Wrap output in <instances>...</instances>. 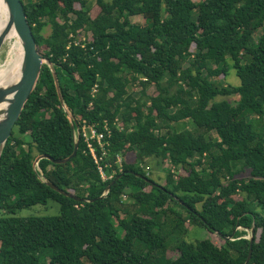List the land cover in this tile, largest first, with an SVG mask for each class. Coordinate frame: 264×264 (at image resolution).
<instances>
[{
    "label": "trees",
    "instance_id": "obj_1",
    "mask_svg": "<svg viewBox=\"0 0 264 264\" xmlns=\"http://www.w3.org/2000/svg\"><path fill=\"white\" fill-rule=\"evenodd\" d=\"M95 1L96 18L87 0H22L67 110L45 64L2 154L0 264H245L253 228L249 264H264V0ZM232 70L241 84L227 92L237 98L218 100L225 87L214 79ZM138 78L158 95L128 93ZM69 113L80 127L108 123L102 165L112 178L83 139L67 164L36 168L39 156L73 154ZM151 160L178 174L157 183L141 165ZM52 201L59 215L18 216ZM187 223L224 244L187 240Z\"/></svg>",
    "mask_w": 264,
    "mask_h": 264
},
{
    "label": "water",
    "instance_id": "obj_2",
    "mask_svg": "<svg viewBox=\"0 0 264 264\" xmlns=\"http://www.w3.org/2000/svg\"><path fill=\"white\" fill-rule=\"evenodd\" d=\"M7 6L8 10V25L4 32L0 35V49L6 42V37L8 33L14 29L19 37L23 48V62H22V69H21V76L17 83L13 85H8L6 87L0 88V163L2 159V154L4 148L12 137L13 130L19 121L23 110L26 107L27 102L29 101L31 95L36 90L38 85L42 69L45 64H48L52 70L56 88L58 91V95L60 101L62 102L63 106L67 110L63 96L61 93L59 80L57 73L55 71V67L53 63L47 57L42 54L36 43L32 27L29 24L28 16L25 11L24 3L22 0H3ZM5 105V107H3ZM69 119L72 123V127L78 129V125L75 122V118L73 114L69 113ZM80 147V139L78 138L75 143V149L73 154L62 160L53 159L47 155L39 156L35 164H39L42 159H49L54 164H67L72 159H74ZM121 176L116 178L114 182L107 188L106 192L112 188V186L120 180ZM47 184L52 187L55 191L63 194L67 197L73 198L77 201H83L71 193L65 192L61 190L59 187L55 186L51 182H47ZM250 240V252L248 255V259L245 264H249L252 255H253V246L255 242V228L252 229V235L249 238Z\"/></svg>",
    "mask_w": 264,
    "mask_h": 264
},
{
    "label": "rangeland",
    "instance_id": "obj_3",
    "mask_svg": "<svg viewBox=\"0 0 264 264\" xmlns=\"http://www.w3.org/2000/svg\"><path fill=\"white\" fill-rule=\"evenodd\" d=\"M26 1V0H25ZM30 1H38V0H30ZM88 3L86 5V8L90 11V14L93 18L98 17L101 14V9L97 5L95 0H87ZM76 8L80 9L81 6L79 4H76ZM133 21L136 23L143 22L142 17H136L133 18ZM52 32V29L50 26H47L44 28L43 35L45 37H48ZM90 36H85L83 34V37L80 40L83 39H89ZM6 42L0 49V68L4 66V63L9 57V51L11 48V40L6 37ZM79 40V41H80ZM41 52V51H40ZM2 65V66H1ZM140 78L136 81H132L131 84L128 86V93L134 94L138 93L140 94L141 91H143L146 95H158V91L155 87V85H149L147 88H144L140 84ZM215 81L222 83L223 86L225 87L224 90V96L218 98V100L222 99H227L231 102H234L237 97L235 96H230L228 95V88L229 86L235 87L241 84V79L237 76L235 70H232L230 73V76L226 79L224 77H219L217 79H214ZM117 123H119L120 126H122V122L117 120ZM193 127L192 123L190 121L188 122H181L178 126L179 130H184L185 128H190ZM213 135H215L213 133ZM203 142V140H200ZM129 160H135V155L130 154L128 156ZM142 167L147 168L149 167L150 169L148 170L150 173V176L157 182L161 184H166L167 182V175L169 170L173 169V173L176 175L178 174V171H174V168H172L171 164L169 161L167 162H162L161 160H151L150 162H143L141 163ZM181 172V170H180ZM248 173H242L241 177L246 176ZM61 206L60 204L56 202H49L47 205H37L29 209H23L18 213L19 217H30V216H56L60 214ZM187 227L189 228V232L187 233V240L191 242H197L199 240H204L207 238H211V240L218 246H221L224 244V240L217 234H212L210 233L205 227L197 226L191 223H187ZM241 229V228H240ZM242 230V229H241ZM252 235L251 231H248V234L245 236L246 238H250ZM170 248V252L168 253L169 256L176 258L178 256V252L174 250V244H172Z\"/></svg>",
    "mask_w": 264,
    "mask_h": 264
},
{
    "label": "built area",
    "instance_id": "obj_4",
    "mask_svg": "<svg viewBox=\"0 0 264 264\" xmlns=\"http://www.w3.org/2000/svg\"><path fill=\"white\" fill-rule=\"evenodd\" d=\"M104 131H100L95 124L88 125L86 122L82 125V127H78L75 131V140L78 138L81 140L83 139L87 150L86 153L91 155L93 159L95 160V163L98 166V170L102 175L103 180H108L112 178L111 176H107L104 166L102 165V161H104V158L106 159L109 153L108 147L111 145V142L109 140L111 136V131L109 129L108 123H105ZM119 163L122 162V159L118 157ZM36 168L40 170L38 167L39 164H35ZM108 164L105 163V167H107ZM108 192L105 193V195ZM124 199H126V196L124 195Z\"/></svg>",
    "mask_w": 264,
    "mask_h": 264
},
{
    "label": "bare ground",
    "instance_id": "obj_5",
    "mask_svg": "<svg viewBox=\"0 0 264 264\" xmlns=\"http://www.w3.org/2000/svg\"><path fill=\"white\" fill-rule=\"evenodd\" d=\"M8 18L7 6L3 0H0V35L8 25ZM7 37L12 41V44L9 57L4 66L0 68V88L17 83L21 76L23 62V48L16 31L12 29Z\"/></svg>",
    "mask_w": 264,
    "mask_h": 264
}]
</instances>
